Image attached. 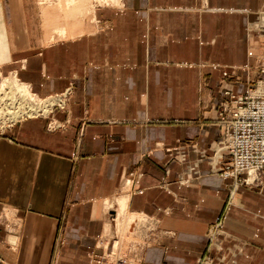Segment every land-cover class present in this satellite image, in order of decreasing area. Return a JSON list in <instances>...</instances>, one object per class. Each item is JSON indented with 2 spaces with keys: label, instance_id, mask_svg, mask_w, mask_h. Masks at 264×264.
I'll return each mask as SVG.
<instances>
[{
  "label": "crops",
  "instance_id": "1",
  "mask_svg": "<svg viewBox=\"0 0 264 264\" xmlns=\"http://www.w3.org/2000/svg\"><path fill=\"white\" fill-rule=\"evenodd\" d=\"M37 4L0 0V72L16 68L42 95L73 91L44 116L0 127V252L16 264H91L99 238H119L125 212L126 234L155 227L136 264H197L232 178L204 157L198 176L179 182L186 164L168 147L210 152L223 89L264 77V41L247 37L264 0L97 3L85 32L53 39ZM232 200L224 227L249 239L235 264H264V185H240ZM5 220L20 221L16 251Z\"/></svg>",
  "mask_w": 264,
  "mask_h": 264
},
{
  "label": "rangeland",
  "instance_id": "2",
  "mask_svg": "<svg viewBox=\"0 0 264 264\" xmlns=\"http://www.w3.org/2000/svg\"><path fill=\"white\" fill-rule=\"evenodd\" d=\"M56 1L57 0H38V4H37L38 5L39 15H40L39 17H41L42 21H43V17H44V21L42 23L43 29H44V34H45V36L47 35L49 39H53L55 36H63V37L74 36L76 34L85 32L87 30V27H88L86 22H84V25L81 26V27H79V25H81L82 22L85 21V19H88V21L90 22L88 24L91 26L92 22L95 21V19H96V17H95V15H96L95 14V6H96L97 3H99V1H97V0H74V1L70 2L67 5L66 12L67 13L69 12V17H66L67 14L65 13L63 18H61V20L59 21V23L54 24L52 22V20H51L52 18L50 16H48L47 13H45L44 8L48 9ZM116 2H118V1L116 0L113 3H116ZM103 4H105V3H103ZM40 5H41V10H40ZM20 8H21V6H20ZM87 10H89L90 12H93L95 15L94 16H90L88 14ZM76 11H77V13H76ZM74 15H76V16H74ZM15 17H16V20L18 21V23H23V14H21L20 11L16 13ZM49 20H50V22H49ZM255 20H257V23L258 22L264 23V8H262V9H260L258 11L257 17L255 19H253V20L248 22L247 37H248V39L250 41V44H251V40L253 41L256 38H257V40L259 39V42L260 41H264V31L261 30L260 33L259 32L256 33V32H253L254 29H250V27H249L250 25L252 27V23ZM24 24H25V22H24ZM24 24H23L22 28H24ZM62 28H64L66 30V32H62V31L59 30V29H62ZM262 49H264V44L262 46ZM256 60H257V62L259 61V52L256 54ZM261 61L264 64L263 60H261ZM257 62H256V65H257ZM258 68H260V67H258ZM258 68L255 69V72L259 71ZM13 74L17 75L20 78V80L23 81V83L25 85L30 86L34 90L31 82L26 80V79H23L20 76V74L18 73V70L16 68H11L8 72H5V73L0 72V84L2 86L11 85V84H14V83L18 84L17 80H19V79L16 78ZM250 77H252V75H250ZM25 85L24 86L22 85V89H25V90L29 91V93L32 96H36L32 92V90L30 91L27 87H25ZM18 87H19V85H18ZM7 90H8V87H7ZM72 91H73V86L71 84V85L67 86V88H65L64 91H62L60 93L57 92V93H53V94L42 95V94H39L38 92H36L39 96H43V97L50 96V95H57L56 97L59 100H55V102L53 103L54 105L51 104L50 106H48L49 110H39L38 113H29L26 110H22V113H19L17 116H15L16 119H14V118L12 119L11 117H9L10 116L9 114H10V112H16L18 110V108H19V110L21 108H23V104H21V102H19L18 100L17 101L19 103L16 101L17 103L14 102L15 104H13V102H11V100L8 97L5 96V98H4V96H3L2 100H0L1 101L0 103H2V104H0V110L2 109V111L3 112L5 111V112H4V115H3L2 111H0V119H1L0 120V127L4 130L5 128H8V127L12 126L15 123L16 124L19 123L20 121L24 120L25 118L33 117V116H44V115H46L49 112H51V110L55 106H58V107L61 106L62 107L64 104L69 102V98L72 96ZM17 92H18V90L16 91L15 94H17ZM223 93H224V89H223ZM15 94L13 95V97L11 96L12 99L15 98L14 97ZM224 95H225V93H224ZM5 100H7L6 103H3V101H5ZM23 102L25 104L27 102V100H25ZM45 103H46V100H45ZM11 104H13V106ZM5 107H7L8 109L5 108ZM218 110H219V105H217V115H216V117H214L215 122H217V124L219 125L218 119H217L218 118ZM24 111H25V113H23ZM7 113H9V114H7ZM13 120H14V123H13ZM18 120H19V122H18ZM5 121H7V123ZM54 123H58V121L55 120ZM220 138H221V136H220ZM176 148H177V145L168 147V149L171 151V153L172 152L176 153L177 152ZM210 148H211V146H210ZM176 154H178V153H176ZM188 158H189V155H188ZM197 170H199V169L197 168ZM197 172H195L194 175L190 174L189 177H186L188 175H186L185 171H184L182 177L179 178V182L183 183L185 181V179H187V178L190 179V178L195 177ZM137 174L133 173V172H130L128 174V175L131 176L132 182L136 178ZM229 178H232V177H229ZM124 179H125V177H124ZM260 180L261 181L248 184V183H237L232 178L231 182L228 183V185H229L228 199L226 200V204H225L223 210L219 213V215L208 226V229H207L208 241H207L205 249L202 251L203 254L208 253L211 250V248L215 246V244H217L216 246L218 248H221L222 250H229L228 248L232 247L233 245H241L242 244L241 250L238 251V253L235 255V257L233 258V262L232 263L235 264L237 262L238 256L243 253V249L245 248L246 244L249 242V239L245 238V237H242V236H240V234L235 233V231L232 232L231 230H229V229L224 227V217H225V213H226V210H227V206L229 205L230 202L233 201L232 200L233 193H232L231 190L232 189L235 190V188L237 189V187H239L240 185L259 186L261 188L264 185V174L262 176V179H260ZM130 188H131V186H130ZM123 204H124V202H123V200H121L120 206H122ZM112 207L115 209V206H112ZM124 213L125 212L120 214V216L122 218V222H123L124 225H123L122 229L118 228L120 230V232H119L120 234H118L119 236H117V238L118 237L119 238L116 239V242L114 243L115 247L113 248L114 244H112L113 238L111 240H109V239L105 240V238H99V240H98L99 243L97 244L96 248L92 251V254H91V264H96V262H97L96 260L98 258L99 259L104 258L103 262H109L110 256L111 257H116L117 255H125L131 261L132 264H136L137 263V261H138L137 256H139V254H137L138 253L137 250H139L140 246H142V245L144 246L146 243H148L153 238V236L155 235V227L152 228L151 232H150V228L153 227L154 225L152 226V224H151V226H149V229H147V227H146L145 231L143 229L142 232L139 234L138 238H135V237H133L132 235H130L128 233L126 234V232H127V228L125 226V223H126L125 222V217H126V215ZM113 214H114V212H113ZM112 218H113V220H112V228L115 229L116 226H117V222H116V219H115L114 215L112 216ZM4 222H5L6 226H7L6 227L7 228L6 243L10 247H13L14 250L16 251L18 246H19L20 239H21V237L19 236L20 221H16V220L12 221L11 220V221L8 222V220H5ZM213 232H214V235L212 234V237H211L213 239V243H212V241H209V240H210L211 233H213ZM229 238H231L232 240H230L229 243H228L227 239H229ZM61 241H62V238L59 237V238H57L56 242L59 243ZM128 241H135V242L128 244ZM209 242H211V245H210ZM214 248H216V247H214ZM112 249H113V252H116V250H118V252L115 254V256H114V254H109L108 253V252H111ZM104 264H106V263H104Z\"/></svg>",
  "mask_w": 264,
  "mask_h": 264
},
{
  "label": "built area",
  "instance_id": "3",
  "mask_svg": "<svg viewBox=\"0 0 264 264\" xmlns=\"http://www.w3.org/2000/svg\"><path fill=\"white\" fill-rule=\"evenodd\" d=\"M253 32L264 31V23L253 21ZM263 34V33H262ZM255 40V39H254ZM259 56L257 68L264 72V64ZM225 97L219 102L218 123L222 128L221 138L211 145V151L200 148L196 142H182L177 145L179 159L186 164L185 174L189 177L197 172L199 162L207 157L213 171L220 175L232 177L237 183H255L261 181L264 174V77H259L253 86L243 92L224 88ZM197 150L195 159L188 158V150ZM197 170V171H196ZM250 175L252 176L250 178ZM189 180L188 178L185 179ZM211 233L210 240L213 243ZM211 245V242H209ZM237 244V243H236ZM209 245V244H208ZM215 244L211 250L197 258V264H233V258L241 250V245H233L229 250H222ZM108 252L109 254H116ZM96 264H132L125 255L97 259ZM0 264H16L0 252Z\"/></svg>",
  "mask_w": 264,
  "mask_h": 264
},
{
  "label": "bare ground",
  "instance_id": "4",
  "mask_svg": "<svg viewBox=\"0 0 264 264\" xmlns=\"http://www.w3.org/2000/svg\"><path fill=\"white\" fill-rule=\"evenodd\" d=\"M72 1H74V0H57L56 2H54L53 4H52V6L51 7H49L48 9L47 8H44V11H45V13H47L48 14V16H50L52 19V22L54 23V24H57V23H59V21L61 20V18H63V16H64V14L66 13L67 15H66V17H69V12L67 13L66 12V10H67V5L70 3V2H72ZM97 1H99V3H113L114 1H116V0H97ZM118 1V0H117ZM118 3V2H117ZM50 6V5H49ZM79 9V8H78ZM77 9V10H78ZM87 12H88V14L90 15V16H94L95 14L93 13V12H90L89 10H87ZM76 13H77V11H76ZM74 16H76V15H74ZM49 22H50V20H49ZM68 28V27H67ZM60 31H62V32H66V30L64 29V28H62V29H59ZM262 55H263V50H262ZM16 78H18L19 80H17V83L18 84H11V85H4V86H2L1 84H0V100H2V98H3V96H4V98H5V96L6 97H8L10 100H11V102H13V104H15L14 102H16L17 100L19 101V102H21V104H23V108H21L20 110H19V108H18V110L16 111V112H10V114L9 113H7V114H9L8 116L9 117H11L12 119L14 118V119H16V117L15 116H17L19 113H22V110H26V111H28L29 113H38V111L39 110H49V108H48V106H50L51 104H53L54 102H55V100H59L56 96L57 95H50V96H46V97H43V96H39L30 86H28V85H25L24 83H23V81L22 80H20V78L17 76V75H15V74H13ZM18 85H19V87H18ZM22 85L24 86L25 85V87H27L30 91L32 90V92L36 95V96H32L30 93H29V91H27V90H25V89H22ZM7 87H8V90H7ZM18 90V92H17V94H15L16 93V91ZM32 93V94H33ZM15 94V98L14 99H12V97H13V95ZM12 96V97H11ZM50 100H49V99ZM7 99V98H6ZM25 100H27V102L24 104V102L23 101H25ZM45 100H46V103H45ZM6 101L7 100H5V101H3V103H6ZM17 101V102H18ZM1 102V101H0ZM16 102V103H17ZM18 102V103H19ZM57 102V101H56ZM9 103V102H8ZM0 104H2V103H0ZM13 104H11L12 106H13ZM54 105V104H53ZM22 107V106H21ZM5 108H7V107H5ZM8 109V108H7ZM10 109V108H9ZM0 111H2V109L0 110ZM9 111V110H8ZM21 111V112H20ZM5 112V111H4ZM4 112L2 111V113H3V115H4ZM1 113V114H2ZM23 113H25V111L23 112ZM7 117V116H6ZM26 117V116H25ZM10 119V118H9ZM22 119V118H21ZM1 120V119H0ZM6 123H7V121H5ZM16 122V121H15ZM18 122H19V120H18ZM13 123H14V120H13ZM3 125V124H2ZM199 172V171H198ZM198 172L196 173V176H198ZM224 177V176H223ZM252 176L250 175V178H251ZM229 178V177H228ZM191 180V178L189 179V180H186V181H184V182H187V181H190ZM235 190H236V188H235ZM235 190H231L232 191V193H234L235 192ZM15 247V246H14ZM13 250H14V248L13 247H11ZM16 248V247H15ZM15 251V250H14ZM115 256V255H114ZM111 257V256H110ZM236 260V259H235Z\"/></svg>",
  "mask_w": 264,
  "mask_h": 264
}]
</instances>
